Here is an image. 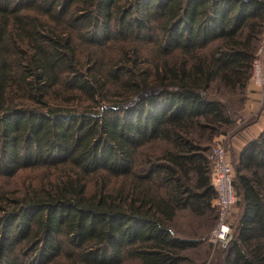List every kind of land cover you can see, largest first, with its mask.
Wrapping results in <instances>:
<instances>
[{"label": "trees", "instance_id": "trees-1", "mask_svg": "<svg viewBox=\"0 0 264 264\" xmlns=\"http://www.w3.org/2000/svg\"><path fill=\"white\" fill-rule=\"evenodd\" d=\"M263 38L264 0H0V264L189 260ZM233 166L222 264H264V129Z\"/></svg>", "mask_w": 264, "mask_h": 264}, {"label": "rangeland", "instance_id": "rangeland-1", "mask_svg": "<svg viewBox=\"0 0 264 264\" xmlns=\"http://www.w3.org/2000/svg\"><path fill=\"white\" fill-rule=\"evenodd\" d=\"M263 53H264V38L261 41L260 49L258 53V57L262 60L263 64V76H264V61H263ZM253 84V81H251ZM250 82V89H253V85ZM259 88H264L263 84L257 86ZM158 89H155L153 93H156ZM254 90H248V97L243 109H238V104L233 103L230 105L231 111L234 113L236 118V122L229 129L227 134L217 136L212 146L217 144L223 145L228 152V157L235 165L239 159V154L242 149L244 141H241L238 137L240 136L241 130L250 123L248 118V104L251 101V94ZM148 92H142L140 95L136 96L133 101L131 100L126 104L127 107L133 105L141 96H144ZM151 94V93H150ZM259 115L264 116V99L259 108ZM237 191V189H236ZM213 212H209L204 216H197L193 212L189 210H181L178 212L174 226L175 229L181 235H195L201 238V244L196 247L187 250L186 254L189 257V260L184 261L181 264H222L225 253L227 243H213L212 242V233L217 226L218 223V214L217 209ZM241 213V206L239 201H237L232 214H231V225H232V236L235 234V227L237 225L238 217ZM217 216V219H216ZM232 238V237H231Z\"/></svg>", "mask_w": 264, "mask_h": 264}, {"label": "built area", "instance_id": "built-area-1", "mask_svg": "<svg viewBox=\"0 0 264 264\" xmlns=\"http://www.w3.org/2000/svg\"><path fill=\"white\" fill-rule=\"evenodd\" d=\"M252 81L256 85L263 84V64L260 58L255 60ZM209 158L212 163L213 184L217 192L213 205L218 214V223L212 233V242L227 243L232 237L231 214L237 203L235 170L223 145L213 146Z\"/></svg>", "mask_w": 264, "mask_h": 264}, {"label": "crops", "instance_id": "crops-1", "mask_svg": "<svg viewBox=\"0 0 264 264\" xmlns=\"http://www.w3.org/2000/svg\"><path fill=\"white\" fill-rule=\"evenodd\" d=\"M263 61H264V53H263ZM252 84V82H251ZM253 89L249 90H254L253 92H250L251 94V101L248 104V118L251 119L250 123L247 124L240 133V136L238 137L241 139V141H244L242 150L244 147L247 145L248 142H250L252 139L256 138L264 129V116H261L258 114L260 105L262 103V100L264 99V88H259L255 83L252 84ZM240 155V154H239Z\"/></svg>", "mask_w": 264, "mask_h": 264}]
</instances>
